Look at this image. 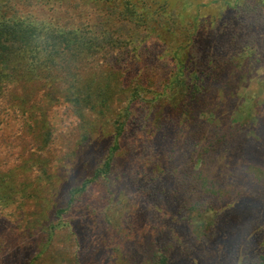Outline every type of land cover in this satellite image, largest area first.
<instances>
[{
  "label": "rangeland",
  "instance_id": "rangeland-1",
  "mask_svg": "<svg viewBox=\"0 0 264 264\" xmlns=\"http://www.w3.org/2000/svg\"><path fill=\"white\" fill-rule=\"evenodd\" d=\"M127 1L0 0L21 40L0 49V264L263 261L264 209H237L259 201L223 206L248 186L242 165L264 171V1L130 0L146 25ZM220 55L234 76L211 84L201 104L222 105L201 123L178 82L191 58ZM195 126L193 155L169 161Z\"/></svg>",
  "mask_w": 264,
  "mask_h": 264
},
{
  "label": "trees",
  "instance_id": "trees-1",
  "mask_svg": "<svg viewBox=\"0 0 264 264\" xmlns=\"http://www.w3.org/2000/svg\"><path fill=\"white\" fill-rule=\"evenodd\" d=\"M264 0H262L263 2ZM168 3L164 2L163 4L159 5L156 10L155 14V22L158 26L163 25L165 23L169 22V19L165 15V11L167 9ZM241 7V5H240ZM123 13L126 17L130 18L131 20L135 21L136 23H140L143 25L149 24V20H147L150 16L145 14L143 11L138 10L136 4L131 3L130 0H128L125 4V7L123 9ZM234 13V10H231L229 12L230 18L228 22H232L234 27H238L239 21L236 22V16H232L231 14ZM225 15H228V12L225 13ZM220 20L218 23H221V21L225 20V17L220 16ZM152 19V18H151ZM10 21L9 19H0V49L5 48V44L7 41L12 43H17L21 41L18 38V33H15V36H11L10 39H8V30L10 27ZM172 23L175 22V17H172ZM156 27V26H155ZM197 27V20L193 22V28L195 29ZM190 37V36H189ZM178 52V51H177ZM1 56V55H0ZM229 55L226 56H219L217 59H208L206 61L200 62L198 60H194V58H191V62L187 65H184L185 72L182 74L183 77L179 79V85L184 90L186 95V104L183 106V111L186 113L188 117L195 118L201 123L208 122L211 115H216L217 107H221L222 104H201L205 100L206 92L211 89V84L217 83V82H223L225 81L226 84H229L232 82L233 76L231 73H233V66L230 63ZM183 69V71H184ZM199 102V104H197ZM204 115H207L204 116ZM204 116V118H203ZM169 123L164 122L161 124L162 127H167ZM200 128V129H199ZM202 129L201 127H193V130L191 131L192 134H190L188 142L185 146V148L182 150L181 156L176 155V151L170 150V156L168 158L169 161H175L177 158H189L193 155V149L192 144L193 137H196L198 133H201ZM219 135V143L220 145L225 143V140L227 142L229 140H232V137L228 136H221ZM235 136H239L235 139H233L232 147H237L240 145L239 140L240 139H246L247 136L244 135L243 137L239 135L238 132L235 133ZM208 160L205 159L204 163L202 165V169H199L198 174L200 172L204 171V169H208ZM234 177L237 180H241L243 183H247L248 186L245 187H238L234 191L237 193L235 195H231L227 198H225V204L223 206V209H234V202L238 201V197H244L246 198L252 197L253 201H259V203L256 202H242L243 204L238 207V211H241L244 218L249 214L250 211L258 212L263 211L264 208H262L260 205L257 204H264V171H255L252 168H248V165L246 168L244 165L241 166L240 172H237ZM193 182V186L191 188L192 192H197V196H203L204 192L209 190L210 186L203 185L201 181L198 179V175L194 178H191ZM228 191H224V194H227ZM232 198H235L233 200H230ZM207 210V209H205ZM252 216V214H251ZM252 227V231L258 229L260 226L250 224ZM262 227V225H261ZM163 264H167V262L162 260ZM244 264H253L252 258L248 257L245 259ZM256 264H264V260L260 261L259 259L256 260Z\"/></svg>",
  "mask_w": 264,
  "mask_h": 264
}]
</instances>
